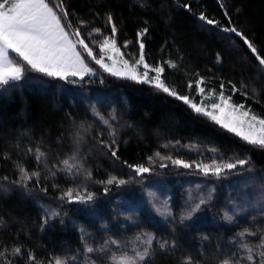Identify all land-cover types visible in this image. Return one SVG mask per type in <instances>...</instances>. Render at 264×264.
<instances>
[{
    "label": "trees",
    "instance_id": "trees-1",
    "mask_svg": "<svg viewBox=\"0 0 264 264\" xmlns=\"http://www.w3.org/2000/svg\"><path fill=\"white\" fill-rule=\"evenodd\" d=\"M184 4H190L191 11ZM65 6L73 25L79 20L90 22L85 34L93 27L110 32L105 21L111 13L119 30L118 45L128 42L124 52L138 56L142 40L150 64L175 62L177 68H166L165 76L181 95H191L196 101L201 98L195 87L188 88V82L194 83L199 74L205 77L202 86L206 90L218 92L223 83L227 95L234 84L240 91L233 94V101L264 116V71L258 61L240 38L232 35L222 40L227 34L199 19L203 12L221 26H229L224 15L227 10L231 24L264 56V0H65ZM144 28L148 32L138 37ZM217 53L221 63H217ZM95 73L83 81L76 78L77 83L40 74L31 79L29 74L16 84L0 86V251L23 248L19 256L9 254L12 264H24L29 251L42 261L66 257L69 264H84L85 242L98 248L106 240L116 239L131 252L133 243L142 247L135 237L144 232L176 242L174 247L160 250L154 241L153 264H181L185 256L200 264H218L219 259L237 251L240 242L256 243V237L248 236L245 241L237 233L264 225L260 215L264 210V149L248 145L154 87L97 69ZM93 108L110 120L117 133L118 160L96 143L101 131L110 141L112 129L93 114ZM81 123L88 131L82 132L79 154L92 171V179L85 181L82 176L59 171L55 177L49 176L43 163L35 160L34 150L39 147L46 153L49 167L57 164L76 147L74 136ZM163 157L203 163L250 159V163L225 170L216 180ZM18 163L29 171L39 170L40 184L35 180L27 188L15 184L20 179ZM161 163L167 167H160ZM136 164L151 166L154 171L137 177L128 167ZM45 176L49 178L45 180ZM111 176L129 183L110 185L105 192L99 181ZM200 182L215 184L213 199L181 224V214L198 202L200 194L192 187ZM74 186H86L95 193L94 201L84 205L59 198L61 191ZM190 192L191 202L187 200ZM157 198L167 201L175 219H166L163 209L156 211ZM237 209L244 211L237 213ZM52 211L59 216H50ZM226 212L236 216L233 223L223 218ZM46 214L48 222L41 228ZM87 255L100 264L102 254ZM73 256L77 257L74 262L70 260Z\"/></svg>",
    "mask_w": 264,
    "mask_h": 264
},
{
    "label": "snow or ice",
    "instance_id": "snow-or-ice-1",
    "mask_svg": "<svg viewBox=\"0 0 264 264\" xmlns=\"http://www.w3.org/2000/svg\"><path fill=\"white\" fill-rule=\"evenodd\" d=\"M221 7L224 5L221 3ZM183 8L191 11L190 4H184ZM229 21V26H221L220 22L210 19L203 12L199 14V19L209 26L219 28L220 31L227 35H222L220 39L227 40L230 36L235 35L242 40V43L253 54L258 61L261 70L264 71V56H261L254 44L244 36L243 32L231 24V17L227 10L224 12ZM69 12L65 6V0H0V86H9L24 80L30 73H38L42 77L60 79L70 83H77V77L83 81L86 76L95 74L96 68L93 63L103 69L105 73L112 76L128 79L136 83L147 84L156 88L168 96L181 101L192 112L211 121L214 125L233 133L242 141L255 148L264 149V116H258L252 109L243 103L237 104L233 101V94L240 89L231 85V94L225 93L224 84L221 83L219 91L208 89V92L214 97V102L208 105L206 102L205 77H199L193 83L188 82V88L195 87L196 93L201 99L197 102L191 95H181L175 88L170 86L165 76L166 68L176 69L177 64L171 60L150 64L145 52V44L142 40L139 42L138 56L133 57L123 49L128 48V42L122 46L117 43L118 28L114 22L111 13L106 14L105 23L110 27V32L105 33L102 27H93L86 34L84 28L90 23L89 21L79 20L73 25L69 19ZM148 32L147 28L138 32V37H144ZM105 52L111 55L105 56ZM109 61L111 64H109ZM222 62V57L217 53V63ZM119 64V68L117 65ZM231 83V82H229ZM247 95V93H244ZM93 114L99 117L103 125L112 129L110 132L111 140L103 138L104 132L101 131L96 139L97 145L107 150L114 160H118L119 142L117 133L108 118H105L95 108ZM113 119L115 117L113 116ZM74 136L76 147L71 154L67 155L57 164L48 166L46 153L37 147L35 151V160L43 163L48 169V174L55 177L57 172L67 173L72 177L82 176L85 181L92 179V171L85 167L83 157L79 154V145L83 142L82 132H87L88 128L83 123L77 126ZM178 143V142H177ZM32 152L33 149H28ZM211 151H217L212 149ZM157 156L160 153H156ZM170 160L173 165L182 166L183 168H196L202 175L216 176L219 178L225 173V170L231 171L237 166H245L250 163V159H237L232 161L213 160L209 164L200 162H187L183 159H173L172 157H163ZM150 162L153 157H148ZM137 177H143L144 174H151L154 169L144 164L128 165ZM160 167H167L161 163ZM20 179L14 181L15 184L27 188L30 181L35 180L40 184L41 172L39 170L29 171L22 164H17ZM49 177L45 176L47 180ZM5 179H7L5 177ZM105 185L104 191L108 192L110 185H125L128 180L120 179L116 176L109 177L106 181H99ZM59 187V185H53ZM42 191L47 192V187H42ZM215 188L210 189L206 196L199 197L198 202L184 211L180 216V223L191 220L195 214L203 211L208 207L213 199ZM61 200L68 203H78L87 205L95 199V193L87 190V187H68L61 191ZM191 195L189 199H191ZM264 199V196H262ZM155 206V205H154ZM163 209L165 218L173 216L172 210L168 207L167 201L162 202L160 207H156L158 213ZM237 213L244 209H237ZM264 216V210L260 213ZM50 216H59L58 212L52 211ZM49 214L42 218L41 228L48 222ZM230 224L236 220L235 215L227 212L223 217ZM255 220V217H252ZM86 235V233H85ZM237 235L246 241L248 236L256 237V243L240 242L237 251L232 252L225 258L219 259L218 264H264V225L256 230L245 227ZM83 238V237H82ZM135 240L140 241L142 247L133 243L131 252L127 250V245H122L121 241L116 239L106 240L103 245L94 248L85 242L84 251L86 253L84 264H97L96 259H92L87 254L100 253L98 257L100 264H153L154 241L158 244L160 250L175 246V240H158L152 233L137 234ZM112 246L117 250L112 251ZM23 252L21 246H15L11 250L3 249L0 251V264H12L8 258L19 256ZM77 257L70 258L76 261ZM24 264H69V258L53 257L50 260L42 261L31 251L28 252ZM181 264H200L199 261L193 260L191 256H185Z\"/></svg>",
    "mask_w": 264,
    "mask_h": 264
},
{
    "label": "rangeland",
    "instance_id": "rangeland-1",
    "mask_svg": "<svg viewBox=\"0 0 264 264\" xmlns=\"http://www.w3.org/2000/svg\"><path fill=\"white\" fill-rule=\"evenodd\" d=\"M122 50V52H124L123 51V49H121ZM104 55L105 56H109V55H111V53L110 52H105L104 53ZM131 56H133V57H136V56H134V55H131ZM94 64V63H93ZM109 64H111V62L109 61ZM96 66V65H95ZM117 67L119 68V64L117 65ZM96 69H97V71L98 72H104L103 71V69H100L99 68V66H96ZM96 74V73H95ZM30 75L32 76V78L31 79H34L35 78V76H37V75H39L38 73H30ZM94 75V74H93ZM91 76V75H90ZM77 79H79L78 77H77ZM202 86V85H201ZM203 87V86H202ZM193 97V96H192ZM205 99H206V102H207V104L208 105H211V103H213L214 102V97L208 92V90H206V92H205V97H204ZM201 99V98H200ZM199 99V100H200ZM199 100L197 101V102H199ZM214 160H216V159H214ZM164 161H167L166 159H164ZM169 161V160H168ZM205 163V162H204ZM209 163H211V161L210 162H207V163H205V164H209ZM186 169H191V170H193L194 172H197V173H199V174H202L198 169H196V168H186ZM204 176V175H203ZM205 177V176H204ZM208 177V176H207ZM214 179H218L216 176H215V178ZM215 184H213V183H205V182H200L198 185H196V187H192V190H193V192L195 193V194H200V195H198V197L199 196H202V195H204V196H206V192H208L210 189H212L213 187H215L214 186ZM191 195V192L189 193V196ZM189 196H188V201L189 202H191V199H189ZM192 197V196H191ZM161 198V197H160ZM160 198H157V204L155 205L156 207H160V205H161V203H162V201H160L161 199ZM161 211H162V209H161Z\"/></svg>",
    "mask_w": 264,
    "mask_h": 264
}]
</instances>
